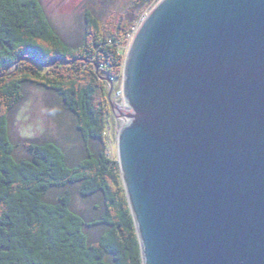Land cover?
Listing matches in <instances>:
<instances>
[{"label": "water", "instance_id": "95a60500", "mask_svg": "<svg viewBox=\"0 0 264 264\" xmlns=\"http://www.w3.org/2000/svg\"><path fill=\"white\" fill-rule=\"evenodd\" d=\"M122 92L117 159L143 264H264V0H159Z\"/></svg>", "mask_w": 264, "mask_h": 264}, {"label": "trees", "instance_id": "16d2710c", "mask_svg": "<svg viewBox=\"0 0 264 264\" xmlns=\"http://www.w3.org/2000/svg\"><path fill=\"white\" fill-rule=\"evenodd\" d=\"M153 1L134 0L106 25L87 9L82 40L74 46L42 0H0V264H143L119 162L108 153L106 84L92 63L110 76L122 75L120 47ZM27 82L57 90L84 139L101 140L103 149L90 148L71 164L65 149L48 140L28 143L30 154L17 157L9 117ZM77 183L83 196L101 195L98 217L73 208L69 188ZM56 188L61 193L49 199ZM96 225L105 228L92 239Z\"/></svg>", "mask_w": 264, "mask_h": 264}, {"label": "rangeland", "instance_id": "374dc122", "mask_svg": "<svg viewBox=\"0 0 264 264\" xmlns=\"http://www.w3.org/2000/svg\"><path fill=\"white\" fill-rule=\"evenodd\" d=\"M134 0H42L45 10L53 21L55 28L61 36L71 45H78L83 37L85 27V12L91 9L109 24L115 15L128 10ZM159 0H154L142 14L133 33L139 24ZM133 35V34H132ZM129 37L121 45L124 55L127 52ZM99 79L106 84L107 95L102 101L105 107L107 121L106 141L108 153L111 158L118 157L117 134L125 117L120 115L119 109H124L125 100L122 92V75L120 77L110 76L109 72L99 69ZM84 65H90L84 62ZM92 65H90L91 67ZM93 67V66H92ZM23 98L19 101L9 117V131L12 141L15 143V155L27 157L30 152L27 144L30 142L41 143L48 140L56 141L66 151L71 164L76 163L85 156L87 150L103 149V142L91 139L87 142L78 128L77 116L64 104L57 90L47 88L35 82H27L23 87ZM73 194V208L83 213L86 218L98 217L103 210V200L100 194L83 196L80 193V184L70 186ZM62 189L56 188L48 194L49 199H56ZM105 227L96 225L90 229L92 239L98 237Z\"/></svg>", "mask_w": 264, "mask_h": 264}]
</instances>
